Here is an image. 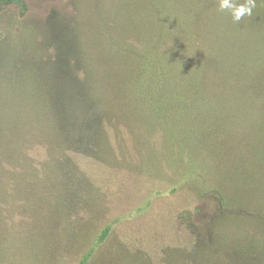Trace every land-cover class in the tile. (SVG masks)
Wrapping results in <instances>:
<instances>
[{"label":"trees","instance_id":"1","mask_svg":"<svg viewBox=\"0 0 264 264\" xmlns=\"http://www.w3.org/2000/svg\"><path fill=\"white\" fill-rule=\"evenodd\" d=\"M98 8L74 44L48 45L65 70L48 56L40 87L0 64V240L95 185L83 156L108 173L111 142H129L189 203L213 205V228L187 214L186 264H264V14L237 23L218 0Z\"/></svg>","mask_w":264,"mask_h":264},{"label":"rangeland","instance_id":"2","mask_svg":"<svg viewBox=\"0 0 264 264\" xmlns=\"http://www.w3.org/2000/svg\"><path fill=\"white\" fill-rule=\"evenodd\" d=\"M24 1V15L18 6L0 9V64L26 84L48 56H58L65 70L60 53L48 45L74 44L80 23L99 13V0ZM253 11L264 14L257 6ZM122 144L111 142L108 173L83 156L81 172L90 174L88 168L95 185L84 187L79 200L71 194L74 203L55 202L45 215L27 220L13 239H1L0 249L7 251L0 250V264H186L187 214L196 212L197 225L206 230L213 226H208L213 205L189 203L165 173H156L132 144Z\"/></svg>","mask_w":264,"mask_h":264},{"label":"clouds","instance_id":"3","mask_svg":"<svg viewBox=\"0 0 264 264\" xmlns=\"http://www.w3.org/2000/svg\"><path fill=\"white\" fill-rule=\"evenodd\" d=\"M259 2L264 3V0H259ZM256 6L257 0H243V3H238L237 0H218L219 11H227L237 23L245 16H252Z\"/></svg>","mask_w":264,"mask_h":264}]
</instances>
